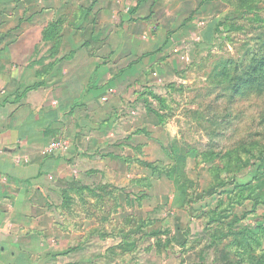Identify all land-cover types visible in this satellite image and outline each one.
<instances>
[{"label":"rangeland","instance_id":"374dc122","mask_svg":"<svg viewBox=\"0 0 264 264\" xmlns=\"http://www.w3.org/2000/svg\"><path fill=\"white\" fill-rule=\"evenodd\" d=\"M254 10L222 0H0V129L21 126L25 141L9 145L24 163L52 162L31 194L5 197L25 203L42 231L20 243L27 258L0 264L258 258L264 68L253 67L264 59V4ZM176 155L182 198L165 175ZM249 230L254 253L239 246Z\"/></svg>","mask_w":264,"mask_h":264},{"label":"crops","instance_id":"0c3cea01","mask_svg":"<svg viewBox=\"0 0 264 264\" xmlns=\"http://www.w3.org/2000/svg\"><path fill=\"white\" fill-rule=\"evenodd\" d=\"M20 128V125L10 124L9 129H0V261L27 258L25 253H28L29 250L26 249L25 244L23 248H20V243H24V240L29 238L26 234L32 231L30 229L42 231L40 228L42 220L26 219L25 214L21 212L28 211V208H25V203L6 202L5 197L18 194L23 189L26 191L27 187L30 189L27 190V193L31 194L33 192L31 182L36 183L35 180L41 178L40 174L44 171L43 168H50L52 165L51 161L48 162L49 165L45 166L44 161L40 164H31L21 160L23 157L20 156L19 151H16L17 146L14 143L9 145L12 138L18 140V143L25 141V136L21 134L22 132L20 133ZM18 183L20 187H18ZM17 198H19L18 195ZM32 207L33 205H30L29 210H32ZM19 213L22 215V219H19ZM37 235L41 236V241L38 243L39 248L43 249L46 245L44 236L39 233ZM26 245L28 246L27 242ZM50 248L52 246H47L44 251L50 250Z\"/></svg>","mask_w":264,"mask_h":264},{"label":"trees","instance_id":"16d2710c","mask_svg":"<svg viewBox=\"0 0 264 264\" xmlns=\"http://www.w3.org/2000/svg\"><path fill=\"white\" fill-rule=\"evenodd\" d=\"M223 3L231 6L234 9L240 10V11H248L250 13L254 12L255 8L258 7L259 4H264V0H222ZM255 64L257 63L258 60L254 59ZM254 70H258V72L260 71L261 68H264V59H261L260 64L257 66V68L253 67ZM255 75V73H254ZM235 156L238 158V161H241V157L238 155V153L235 154ZM181 160H183V158L180 155H176L175 158L172 160V164L168 166V171L166 172V176L173 180L175 182V187H176V191H178L181 194V198L184 197L185 191L182 187V185L180 184L179 180L176 178V174H178V172L181 171L180 165L181 164ZM180 168V169H179ZM214 170L216 171L218 168L213 167ZM213 170V171H214ZM212 177L214 178V180H218L219 176L216 177V173L214 172L213 174L211 173ZM264 224V221H263ZM263 224H259L258 226V233L261 232V226H263L262 228V233L264 234V225ZM250 234V230L247 232V234L243 233L242 239L239 241H244V244H240V247H245L248 250H243L246 253H250L255 251L256 248L259 249V247H255L252 246V244L249 242V239L252 237H249L248 235ZM255 247V248H254ZM254 253V252H253ZM240 263L242 264H264V250L261 251V253L259 254L258 258H251L248 257L247 259H243L240 260Z\"/></svg>","mask_w":264,"mask_h":264}]
</instances>
